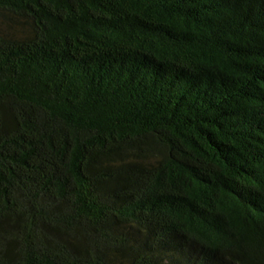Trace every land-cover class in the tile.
Masks as SVG:
<instances>
[{
  "label": "trees",
  "instance_id": "obj_1",
  "mask_svg": "<svg viewBox=\"0 0 264 264\" xmlns=\"http://www.w3.org/2000/svg\"><path fill=\"white\" fill-rule=\"evenodd\" d=\"M0 264H264V0H0Z\"/></svg>",
  "mask_w": 264,
  "mask_h": 264
}]
</instances>
